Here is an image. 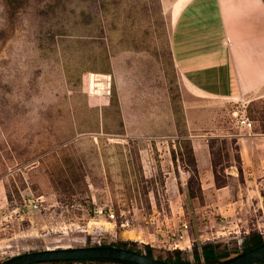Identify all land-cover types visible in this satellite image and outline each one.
<instances>
[{"label":"rangeland","instance_id":"rangeland-1","mask_svg":"<svg viewBox=\"0 0 264 264\" xmlns=\"http://www.w3.org/2000/svg\"><path fill=\"white\" fill-rule=\"evenodd\" d=\"M193 1L0 0V264L100 244L148 245L163 258L181 251L198 264L202 244L243 250L251 233L264 238L260 157L255 192L242 190L239 145L215 136L264 133V0H220L227 17L245 20L230 35L244 58L233 51L255 67L248 84L260 85L244 98L199 97L185 84L173 26ZM211 131L218 186L230 183L232 164L242 181L208 203L192 138ZM234 197L246 199L240 213L220 209Z\"/></svg>","mask_w":264,"mask_h":264},{"label":"crops","instance_id":"crops-1","mask_svg":"<svg viewBox=\"0 0 264 264\" xmlns=\"http://www.w3.org/2000/svg\"><path fill=\"white\" fill-rule=\"evenodd\" d=\"M242 21L245 20L227 17L220 0H194L184 10L177 24L173 26L175 60L185 84L194 95L199 97L244 98L248 86L260 85V82L248 84L247 71H253L255 67L250 62L241 64V60H237L233 51L234 47V50L238 51L236 52L237 56L244 58L243 52L241 53V50L237 49V46L243 42H240L237 35L230 36L232 29H242L240 23ZM252 25L254 27L253 23ZM252 43H255V40H252ZM256 43L259 44L260 40ZM190 84L198 89L201 95L195 94L190 89ZM206 134L208 135L192 138V148L202 190H204V195L209 203L211 196L220 198L233 190L234 187L231 182H236L238 178L242 181L240 177L242 173L238 164H232L227 171V179L230 183L218 186L209 142L215 133L211 131ZM215 136L234 139L239 145L238 153L241 167L246 173V177L243 178L245 183L243 182L240 188L255 192V188L251 187L250 184L256 180V178L253 179V174L256 166L254 161L256 162L257 155L261 161L259 165L264 167V155L258 154L259 151L264 152V133L253 131L250 133H231L230 135L215 134ZM251 164H253L252 169L249 168ZM258 179L264 181V177ZM240 203L245 205L246 199L239 200V198L234 197L222 202V204L220 202L219 206L221 210L225 209L227 214L231 213L232 210H236L238 214L240 213L238 211ZM243 209L244 207L240 208V211Z\"/></svg>","mask_w":264,"mask_h":264},{"label":"water","instance_id":"water-1","mask_svg":"<svg viewBox=\"0 0 264 264\" xmlns=\"http://www.w3.org/2000/svg\"><path fill=\"white\" fill-rule=\"evenodd\" d=\"M81 259H115L134 264H173L130 249L101 244L90 247H58L26 252L12 257L4 264H32L42 261ZM263 259L264 244L222 264H255Z\"/></svg>","mask_w":264,"mask_h":264},{"label":"trees","instance_id":"trees-1","mask_svg":"<svg viewBox=\"0 0 264 264\" xmlns=\"http://www.w3.org/2000/svg\"><path fill=\"white\" fill-rule=\"evenodd\" d=\"M194 163H195V157H194ZM263 244H264L263 236L259 233L254 232L251 233L246 238L243 245V250H239L238 248H234V249L224 248L220 243H207V244H202L200 247H195L194 257L197 260L198 264H222L248 251L258 248ZM125 245L126 246H118V245H112V246H117V247L130 249L133 251H137L139 253H143L151 257H156L158 259L169 261L173 264H191L190 262H187L182 258L181 251L172 252L171 254L168 255V257L163 258L162 256H156L154 254L153 249L148 245L145 246L144 249L138 248L137 245L135 244L132 245L125 244ZM199 248L201 249V251ZM7 261L1 264L6 263ZM32 264H134V263L115 260V259H81V260L42 261V262H35ZM255 264H264V259Z\"/></svg>","mask_w":264,"mask_h":264},{"label":"built area","instance_id":"built-area-1","mask_svg":"<svg viewBox=\"0 0 264 264\" xmlns=\"http://www.w3.org/2000/svg\"><path fill=\"white\" fill-rule=\"evenodd\" d=\"M239 125L244 128V129H249L251 130L253 128V125H252V122L251 120L246 116V115H241L240 116V120H239ZM30 207H32L33 209H38L39 206H40V203H41V199L40 198H36V199H33L32 201H30ZM185 226V225H184ZM186 230H182V233H179V232H174L172 235H168L167 237L165 235H162L163 239V244H166L167 242L169 243V245H172L171 244V240H181L184 238V234L186 233L185 232ZM166 246V245H164ZM173 246V245H172ZM175 247L174 248H181L180 245L175 242Z\"/></svg>","mask_w":264,"mask_h":264},{"label":"bare ground","instance_id":"bare-ground-1","mask_svg":"<svg viewBox=\"0 0 264 264\" xmlns=\"http://www.w3.org/2000/svg\"><path fill=\"white\" fill-rule=\"evenodd\" d=\"M108 226H110V224H108Z\"/></svg>","mask_w":264,"mask_h":264}]
</instances>
